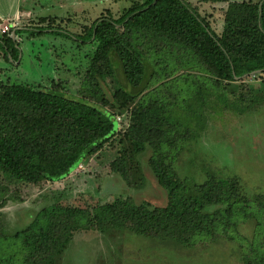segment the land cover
<instances>
[{
  "label": "trees",
  "instance_id": "1",
  "mask_svg": "<svg viewBox=\"0 0 264 264\" xmlns=\"http://www.w3.org/2000/svg\"><path fill=\"white\" fill-rule=\"evenodd\" d=\"M195 1L227 3L219 32L191 0H132L118 17L107 10L95 19L86 28L87 37L97 42L85 77L92 98L68 97L61 83L42 88L0 80V177L5 180L0 205L10 186L17 191L12 197L18 198L22 185L60 181L118 136L127 144L120 153L125 157L129 152L139 179L143 172L134 157L152 150L148 165L167 197L162 206L130 196L93 207L54 202L13 235L21 260L0 255V264H54L80 230L125 228L191 247L220 237L233 239L240 223L252 219L257 222L254 238L247 239L242 259L244 264H264V194H248L237 176L209 174L196 182L181 177L174 166L180 145L197 138L205 126L210 103L243 113L264 102V85L228 90L244 74H264V0ZM56 21L55 16L40 17L30 34H41L44 27L64 30L54 28ZM9 41L12 37L4 34L0 46L8 48L6 57L14 58ZM111 54L137 91L117 86L111 97L106 95L102 82L114 77ZM157 54L171 65L167 73L183 64L200 66L210 76L208 84L198 74L179 73L171 85L164 82L167 95L144 98L149 58L157 59ZM106 107L129 109L124 128L117 113ZM185 113H191L196 129Z\"/></svg>",
  "mask_w": 264,
  "mask_h": 264
},
{
  "label": "rangeland",
  "instance_id": "2",
  "mask_svg": "<svg viewBox=\"0 0 264 264\" xmlns=\"http://www.w3.org/2000/svg\"><path fill=\"white\" fill-rule=\"evenodd\" d=\"M29 1H32L34 12L28 28H34L33 22L36 23L40 17L55 16L57 21L54 28L64 30L44 27L45 31L36 35H31L28 28L18 30L19 41L14 43L20 44L13 46L16 61L11 54L5 56V47L0 50V80L30 83L42 88L61 83L64 95L90 98L85 77L97 42L87 37L86 28L102 14H107V10L118 17L132 4V0ZM191 2L201 14L209 17L214 30L219 32L222 29L227 3ZM37 23L40 24L39 21ZM154 57L149 58L151 62L146 70L148 87L144 98H162L167 95L164 82L171 85L170 82L179 73L198 74L204 85L209 82V74L200 66L194 68L183 64L175 73H167L171 65L166 61L161 62L163 59L160 60L158 54L157 59ZM111 60L114 77H106L102 82L106 95L111 97L117 86L137 91L126 80L118 58L111 54ZM156 60L159 64L155 63ZM237 82L230 84V92L244 91V84L245 88L251 86L257 90L264 85V74L247 75ZM93 100L99 101L97 98ZM209 107H205L206 122L203 129L198 130V137L183 143L177 151L174 166L178 174L196 182H203L209 174L237 176L248 194H264V102L243 113L212 103ZM106 108L120 116V128H124L129 120V109ZM184 115L189 118L191 128L196 129L194 119H190L191 113ZM120 140L121 136L116 137L111 141L113 143L106 145L100 152L83 159L82 168L60 181L22 185L18 198L12 197L17 191L10 186V191L0 205V255L8 257L13 254L15 259L21 260L23 253L18 249L13 235L25 228L39 210L54 202L93 207L118 197L130 196L136 202L165 205L166 192L148 165L152 150L148 149L134 157L140 162L143 172V178L139 179L140 174L135 171L129 152H126L125 157L120 153L121 149L127 147ZM124 168L125 174L122 172ZM0 183H5L2 177ZM256 223L255 219L240 223L238 235L233 239L220 237L191 247L139 235L125 228L106 232L80 230L74 234L54 264H244L242 253L247 239L254 238Z\"/></svg>",
  "mask_w": 264,
  "mask_h": 264
},
{
  "label": "crops",
  "instance_id": "3",
  "mask_svg": "<svg viewBox=\"0 0 264 264\" xmlns=\"http://www.w3.org/2000/svg\"><path fill=\"white\" fill-rule=\"evenodd\" d=\"M32 6V1L30 2L29 0H26L25 3L23 2V0H0V18H3L4 20H17L18 22L17 28L15 29L17 32V41H19L18 36L20 35L18 30L26 29L28 28V25H31L30 21H32L33 19L32 17L34 12ZM12 35V32L9 33L10 37H12ZM2 36L3 35H1L0 37ZM14 41L15 40L12 37V46H14L15 44H20V42L14 43ZM6 49L8 48L6 47ZM14 61H16V59H14Z\"/></svg>",
  "mask_w": 264,
  "mask_h": 264
},
{
  "label": "built area",
  "instance_id": "4",
  "mask_svg": "<svg viewBox=\"0 0 264 264\" xmlns=\"http://www.w3.org/2000/svg\"><path fill=\"white\" fill-rule=\"evenodd\" d=\"M18 22L17 20H4L3 18H0V34L4 35V34H9L11 33L14 29L17 28ZM117 119H120V116H117ZM83 163H80L77 168H82Z\"/></svg>",
  "mask_w": 264,
  "mask_h": 264
},
{
  "label": "water",
  "instance_id": "5",
  "mask_svg": "<svg viewBox=\"0 0 264 264\" xmlns=\"http://www.w3.org/2000/svg\"><path fill=\"white\" fill-rule=\"evenodd\" d=\"M12 33H13V35H12L13 39H14L15 41H17V33H16V30L14 29V30L12 31ZM260 71H261V70H255V71H253V72H251V73H249V74H251V75H253V74H257V73H260ZM247 75H248V74H244L243 77H245V76H247Z\"/></svg>",
  "mask_w": 264,
  "mask_h": 264
}]
</instances>
